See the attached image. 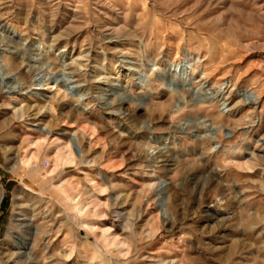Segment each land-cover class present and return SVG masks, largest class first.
<instances>
[{
  "label": "rangeland",
  "instance_id": "374dc122",
  "mask_svg": "<svg viewBox=\"0 0 264 264\" xmlns=\"http://www.w3.org/2000/svg\"><path fill=\"white\" fill-rule=\"evenodd\" d=\"M0 32V264H264V0H0ZM184 52L227 107L168 93Z\"/></svg>",
  "mask_w": 264,
  "mask_h": 264
},
{
  "label": "bare ground",
  "instance_id": "6f19581e",
  "mask_svg": "<svg viewBox=\"0 0 264 264\" xmlns=\"http://www.w3.org/2000/svg\"><path fill=\"white\" fill-rule=\"evenodd\" d=\"M1 32H0V36H1ZM202 61H200L199 58H197L196 56L194 55H191V54H187L186 52L183 53V57L181 58V60L178 61V63L176 64H172L169 66L168 70L163 72L164 74L162 76H159L158 79H160V81L162 82H167V79L169 80V82H167V91L168 93L172 94H176L178 93L179 91H184L186 93H190L192 94V96L195 97V99L198 101V102H203L205 100H209L210 102L211 101H214V100H217V102L220 104V106L222 107H227V102H226V94L225 93H219L217 95H214V96H211L210 94H205V95H202L201 94V91L202 89L200 87H194V83L192 81V78H190V72L192 70V66L193 64H198L200 65ZM1 64V63H0ZM155 69L153 68V71ZM6 72H7V67L3 66L2 64L0 65V86L2 84H5V82L10 84L8 86V88H6L7 92H15L16 89H18L19 87V83L16 82V79L15 77H10L8 75H6ZM135 75L137 76V80L140 82L141 86L142 85H147V83L145 82V79H143L138 72L135 73ZM68 77H66V74L62 72L61 74V80L60 82L59 81H56V80H52L53 83L55 85H57V83L59 82V84L66 89V91L69 90L68 88V85H70L71 83L68 81L67 79ZM202 78H206V75H203L202 74ZM42 80H44L43 78H41ZM200 82V81H198ZM43 85V84H42ZM41 86V85H39ZM229 86V82H226L225 86L223 87H228ZM76 89V88H75ZM77 90V89H76ZM237 96H239V98L246 104V105H253L255 100L252 99V96H251V93H248L247 91H241V90H238V91H234ZM74 96H77L79 100L83 101L84 100V96L80 95L79 94V91H76V93L73 95ZM111 97H117L118 96V92L116 90H113L110 94ZM108 106H111L110 103H107ZM106 105V106H107ZM204 127H207L209 131H212L213 130V127H210L208 126L207 124L204 125ZM70 140L73 144V146H76V148L79 150L81 149V147L76 143V141L74 140L73 137H70ZM166 140V139H165ZM150 157H152V154H150ZM65 159L66 160H71V156L69 155H66L65 156ZM100 179L102 180H105L102 178V176H100ZM161 182V181H160ZM163 183H161L162 185ZM160 185V184H159ZM159 192V191H158ZM163 190L160 189V195H162ZM73 205H76V200L73 199ZM161 207V206H160ZM81 211V210H79ZM17 247V250L18 252L20 251H23V252H26L28 251L29 249V246L24 244V243H19L18 245H16ZM24 256L21 257L19 255L18 257V260H20L21 258H24L26 256V253L23 254ZM69 257V256H67ZM16 262V260H15Z\"/></svg>",
  "mask_w": 264,
  "mask_h": 264
},
{
  "label": "built area",
  "instance_id": "2783aa9c",
  "mask_svg": "<svg viewBox=\"0 0 264 264\" xmlns=\"http://www.w3.org/2000/svg\"><path fill=\"white\" fill-rule=\"evenodd\" d=\"M45 164V167H47L49 165V163H44Z\"/></svg>",
  "mask_w": 264,
  "mask_h": 264
}]
</instances>
